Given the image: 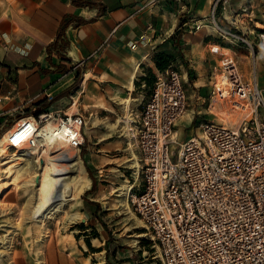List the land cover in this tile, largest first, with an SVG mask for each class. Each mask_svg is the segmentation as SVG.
I'll return each instance as SVG.
<instances>
[{"label":"built area","instance_id":"1","mask_svg":"<svg viewBox=\"0 0 264 264\" xmlns=\"http://www.w3.org/2000/svg\"><path fill=\"white\" fill-rule=\"evenodd\" d=\"M227 1L213 0L209 16L195 29L204 20L219 28L217 10ZM253 16L247 3L235 11L232 29L219 28L250 52L251 77L244 78L229 52L220 55L209 76L207 107L222 105L235 122H201L195 135L178 143L175 128L187 110V94L173 67L156 75L137 116L141 186L130 202L160 264H264V87L256 77V57L264 72V27ZM27 117L61 127L70 147L83 143L85 122L79 114Z\"/></svg>","mask_w":264,"mask_h":264},{"label":"crops","instance_id":"2","mask_svg":"<svg viewBox=\"0 0 264 264\" xmlns=\"http://www.w3.org/2000/svg\"><path fill=\"white\" fill-rule=\"evenodd\" d=\"M212 2L0 0V141L25 118L8 128L14 114L33 109L43 100L49 102L50 97L59 104H69L80 69L83 82L89 76L85 71L90 70L111 76L115 88L132 90L138 70L145 67L153 75L161 72L156 68L157 55L166 57L165 69L173 67L180 72L187 94V110L175 128L176 141L181 143L195 135L201 122L217 121L206 106L211 101L209 76L220 55L235 54L245 79L251 77L253 65L250 52L221 35L219 28L232 29L235 11L247 3L253 6L256 25L264 27V0H228L217 10L219 28L204 20L195 29L198 21L209 16ZM63 20L66 46L62 48L58 42L49 51ZM212 47H218L219 52L213 53ZM256 61L258 83L264 82L260 58ZM123 100H129V116L124 113L116 122L107 123L110 130L120 120L125 131L131 130L125 123L133 119L131 99ZM214 106L217 115L223 112L222 105L218 109ZM60 250L51 245L49 264H75Z\"/></svg>","mask_w":264,"mask_h":264},{"label":"rangeland","instance_id":"3","mask_svg":"<svg viewBox=\"0 0 264 264\" xmlns=\"http://www.w3.org/2000/svg\"><path fill=\"white\" fill-rule=\"evenodd\" d=\"M81 72L69 104H59L53 98L43 100L33 109L14 114L8 128L24 116L33 115L38 120L50 112L81 115L85 123L78 152L87 185L76 197L72 181L65 188L64 199L52 203L55 207L60 204L59 211L33 218L31 212L38 201L37 168L32 162L36 149L9 148L0 154V264H49L51 245L59 247L61 255L75 264H160L154 243L130 202V195L141 186L134 165L135 158L139 163L135 122L156 75L145 67L138 70L133 89L128 90L115 88L111 76L90 70L85 71L89 76L83 82ZM259 85L264 87V82L261 80ZM125 98L131 99V130L125 131L121 121L110 130L107 123L125 116L121 102ZM214 107L218 109L217 103ZM222 108L218 115L215 109L210 113L216 122H235V115ZM56 259L61 262L58 254Z\"/></svg>","mask_w":264,"mask_h":264},{"label":"bare ground","instance_id":"4","mask_svg":"<svg viewBox=\"0 0 264 264\" xmlns=\"http://www.w3.org/2000/svg\"><path fill=\"white\" fill-rule=\"evenodd\" d=\"M217 105L219 104L217 103ZM123 107L126 111L125 113L129 116V100H123ZM220 116L224 118L222 115ZM133 121L134 119H132ZM125 123L126 127H129V121H125ZM218 123L223 122L219 121ZM15 126L9 129L7 131L9 133L0 141V154L9 148L15 150L26 146L36 149L37 155L35 158L39 161L34 158L32 162L37 168L36 179L38 186L36 188V198L38 201L31 213L33 218L45 217L51 210H60V204L55 207L52 203L56 200L64 199L65 188L71 185L72 181H74L72 193L76 197L81 195L87 185L79 152L77 148L68 145L61 133V127L56 128L52 121L40 125L26 116L20 125ZM6 141H8V144ZM12 143L19 144V146L13 147ZM134 165L139 170L136 158ZM68 192L69 188L66 189V196ZM125 206L129 209L127 203H125Z\"/></svg>","mask_w":264,"mask_h":264},{"label":"trees","instance_id":"5","mask_svg":"<svg viewBox=\"0 0 264 264\" xmlns=\"http://www.w3.org/2000/svg\"><path fill=\"white\" fill-rule=\"evenodd\" d=\"M64 26H65V23H64V20H63L62 23H61V26H60V28L58 30V34H57L56 40L53 43H51V45H49V47L47 48L49 51H50V48L55 47L58 44V42H59V44H60V46L62 48L64 46H66L67 42H66L65 37H64ZM156 58H157L156 68H157V70L162 71L167 66V59L163 55H157ZM77 78H78V75H77ZM143 79L146 80L145 78H143ZM147 83H148V81H147ZM85 167H86L87 171H89V168L87 166H85ZM96 206H97V204H96Z\"/></svg>","mask_w":264,"mask_h":264}]
</instances>
